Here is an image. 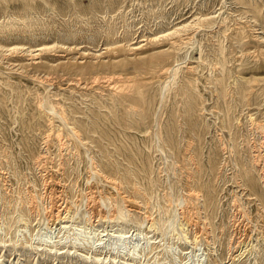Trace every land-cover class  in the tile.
<instances>
[{"label": "rangeland", "instance_id": "374dc122", "mask_svg": "<svg viewBox=\"0 0 264 264\" xmlns=\"http://www.w3.org/2000/svg\"><path fill=\"white\" fill-rule=\"evenodd\" d=\"M0 28V264H264V0H0Z\"/></svg>", "mask_w": 264, "mask_h": 264}, {"label": "bare ground", "instance_id": "6f19581e", "mask_svg": "<svg viewBox=\"0 0 264 264\" xmlns=\"http://www.w3.org/2000/svg\"><path fill=\"white\" fill-rule=\"evenodd\" d=\"M236 3H237V2H236ZM240 3H242V2H240ZM261 12H262V11H261ZM235 17H236V16H235ZM232 18H233V17H232ZM233 19H234V18H233ZM233 19H232V20H233ZM237 20H238V19H237ZM10 22H11V21H10ZM234 22H235V21H234ZM217 24H218V23H217ZM234 24H235V23H234ZM231 25H232V24H231ZM4 26H5V25H4ZM6 26H7V25H6ZM6 26H5V27H6ZM234 26H235V25H234ZM234 26H232V27H234ZM237 26H238V25H237ZM255 26H256V25H255ZM23 27H24V26H23ZM25 27H26V26H25ZM29 27H30V26H29ZM187 27H188V26H187ZM197 27H198V26H197ZM13 28H14V27H13ZM30 28H31V27H30ZM192 28H193V27H192ZM214 28H215V27H214ZM246 28H247V27H246ZM189 29H190V28H189ZM194 29H195V28H194ZM194 29H193V30H194ZM216 29H217V28H216ZM0 30H1V28H0ZM15 30H16V29H15ZM20 30H22V29H20ZM30 30H31V29H30ZM7 31H8V30H7ZM27 31H28V30H27ZM110 31H111V30H110ZM179 31H181V30H179ZM237 31H238V30H237ZM254 31H255V30H254ZM106 32L108 33L107 30H106ZM170 32H171V31H170ZM192 32H193V31H192ZM213 32H214V31H213ZM218 32H219V31H218ZM7 33H8V32H7ZM22 33H23V32H22ZM103 33H104V32H103ZM107 33H106V34H107ZM242 33H243V32H242ZM184 34H185V33H184ZM194 34H195V33H194ZM194 34H193V36H194ZM263 35H264V34H263ZM190 36H191V35H190ZM193 36H192V37H193ZM184 37H186V36H184ZM208 37H209V36H208ZM212 37H213V36H212ZM170 38H171V37H170ZM178 38H179V36H178ZM190 38H191V37H190ZM256 38H257V36H256ZM145 39H146V37H145ZM153 39H154V38H153ZM183 39H184V38H183ZM183 39H182V40H183ZM187 39H189V38H187ZM179 41H180V40H179ZM186 41H187V40H186ZM129 42H130V41H129ZM149 42H150V41H149ZM172 42L174 43V41H172ZM177 42H178V41H177ZM177 42H176V43H177ZM187 42H188V41H187ZM191 42H192V41H191ZM210 42H211V41H210ZM251 42H252V41H251ZM168 43H170V42H168ZM183 43H184V41H183ZM185 43H186V42H185ZM188 43H189V42H188ZM256 43H257V42H256ZM170 44H171V43H170ZM259 44H260V43H259ZM137 45H138V43H137ZM177 45H178V44H177ZM180 45H181V44H180ZM187 45H188V44H187ZM206 45H207V44H206ZM214 45H215V44H214ZM214 45H213V47H214ZM245 45H246V44H245ZM61 46H62V45H61ZM108 46H110V45H108ZM112 46H113V45H112ZM126 46H127V45H126ZM215 47H216V46H215ZM41 48H42V47H41ZM115 48H116V47H115ZM132 48H133V47H132ZM147 48H148V47H147ZM248 48H249V46H248ZM243 49H246V48L244 47ZM43 50H44V49H43ZM128 50H129V48H128ZM257 50H258V49H257ZM13 51H14V50H13ZM106 51H107V49H106ZM236 51H237V50H236ZM253 51H254V50H253ZM10 52H11V51H10ZM223 52H224V51H223ZM13 53H14V52H13ZM158 53H159V52H158ZM230 53H232V52H230ZM230 53H229V54H230ZM237 53H238V52H237ZM41 54H42V53H41ZM91 54H92V53H91ZM208 54H209V53H208ZM43 55H44V54H43ZM93 55H94V54H93ZM112 55H113V54H112ZM129 55H130V54H129ZM205 55H206V54H205ZM225 55H226V54H225ZM62 56H63V55H62ZM107 56H108V55H107ZM127 56H128V55H127ZM132 56H133V55H132ZM159 56H160V55H159ZM161 56H162V55H161ZM88 57H89V56H88ZM109 57H111V56H109ZM155 57H156V56H155ZM163 57H164V55H163ZM209 57H210V56H209ZM42 58H43V57H42ZM42 58H41V59H42ZM156 58H157V57H156ZM158 58H159V57H158ZM164 58H165V57H164ZM164 58H162V59H164ZM206 58H207V57H206ZM111 59H112V58H111ZM162 59H161V60H162ZM204 59H205V58H204ZM99 60H100V59H99ZM159 60H160V59H159ZM43 61H44V60H43ZM156 61H157V60H156ZM150 62H151V61H150ZM198 62H199V61H198ZM91 63H92V62H91ZM132 63H133V62H132ZM141 63H142V62H141ZM141 63H140V64H141ZM175 63H176V62H175ZM190 63H191V62H190ZM190 63H189V64H190ZM223 63H224V62H223ZM94 64H96V63H94ZM125 64H126V63H125ZM127 64H128V63H127ZM143 64H144V63H143ZM163 64H164V63H163ZM192 64H193V63H192ZM112 65H113V64H112ZM115 65H116V64H115ZM122 65H123V64H122ZM135 65H136V64H135ZM147 65H148V64H147ZM69 66H70V65H69ZM97 66H99V65H96V68H97ZM110 66H111V65H110ZM119 66H121V65L119 64ZM129 66H130V65H129ZM138 66H139V65H138ZM148 66H149V65H148ZM256 66H257V65H256ZM37 67H42V66H41V64H40L39 66L37 65ZM102 67H103V65H102ZM192 67H193V66H192ZM194 67H195V66H194ZM212 67H213V66H212ZM219 67H220V66H219ZM73 68H74V67H73ZM93 68H94V67H92V69H93ZM109 68H110V67H109ZM133 68L136 69V67H133ZM140 68H141V67H140ZM143 68H144V67H143ZM151 68H152V67H151ZM154 68H155V67H154ZM161 68H162V67H161ZM169 68H170V67H169ZM77 69H78V67H77ZM94 69H95V68H94ZM112 69H113V68H111V70H112ZM115 69H116V68H115ZM157 69H158V68H157ZM157 69H156V70H157ZM70 70H71V69H70ZM95 70H96V69H95ZM100 70H101V69H100ZM139 70H142V68L139 69ZM152 70H153V69H152ZM102 71H103V70H102ZM117 71H118V70H117ZM117 71H116V72H117ZM143 71H144V70H143ZM160 71H161V70H160ZM164 71H165V70H164ZM171 71H172V70H171ZM190 71H191V70H190ZM195 71H196V70H195ZM207 71H208V70H207ZM259 71H260V70H259ZM96 72H98V71L96 70ZM113 72H114V71H113ZM116 72H115V74H116ZM125 72H126V71H125ZM125 72H124V73L122 72L123 75H125ZM140 72H141V71H140ZM172 72H173V71H172ZM191 72H192V71H191ZM214 72H215V71H214ZM84 73H85V72H84ZM94 73H95V72H94ZM130 73H131V72H130ZM211 73H212V72H211ZM104 74H106V73L104 72ZM128 74H129V72H128ZM128 74H126V76H127ZM131 74H132V73H131ZM133 74H134V73H133ZM172 74H173V73H172ZM129 75H130V74H129ZM217 75H218V74H217ZM85 76H86V75H85ZM130 76H131V75H130ZM182 76H183V75H182ZM106 77H107V76H106ZM198 77H199V76H198ZM207 77H208V76H207ZM96 78H98V77H96ZM96 80H97V79H96ZM96 80H95V81H96ZM104 81H105V79H104ZM96 82H97V81H96ZM94 83H95V82H94ZM105 83H106V82H105ZM82 85H83V84H82ZM162 95H163V92H162ZM37 106H38V105H37ZM254 128H255V127H254ZM263 128H264V126H263ZM256 130H257V128H256ZM76 133H77V132H76ZM261 133H262V132H261ZM57 135H58V134H57ZM55 136H56V135H55ZM47 137H48V136H47ZM57 137H58V136H57ZM60 137H62V136H60ZM262 137H263V136H262ZM263 138H264V137H263ZM48 139H50V138H48ZM60 140H61V139H60ZM60 140L58 139V141H60ZM263 140H264V139H263ZM46 141H47V138H46ZM61 141H62V140H61ZM52 142H53V141H52ZM63 143H64V142H63ZM191 143H192V142H191ZM61 144H62V143H61ZM253 146H254V145H253ZM64 147H65V146H64ZM60 150H61V149H60ZM185 152H186V151H185ZM252 153H253V152H252ZM253 154H254V153H253ZM263 154H264V153H263ZM43 155H44V154H43ZM261 155H262V154H261ZM254 156H255V155H254ZM41 157H42V156H41ZM41 157H40V158H41ZM43 157H44V156H43ZM253 158H254V157H253ZM261 158H263V157H261ZM254 159H255V158H254ZM189 160H190V158H189ZM260 160H261V159H260ZM251 162H252V161H251ZM35 163H36V162H35ZM256 167H257V166H256ZM256 167H255V168H256ZM259 167H260V166H259ZM257 168H258V167H257ZM259 171H260V170H259ZM196 172H197V171H196ZM259 176H260V175H259ZM106 179H107V178H106ZM189 181H190V180H189ZM113 182H114V181H113ZM188 183H189V182H188ZM43 184H44V183H43ZM116 184H117V183H116ZM188 193H189V192H188ZM190 194H191V193H190ZM190 194H189V195H190ZM32 195H33V194H32ZM193 195H194V193H193ZM197 195H198V193H197ZM247 195H248V194H247ZM43 197H44V196H43ZM47 197H48V196H47ZM45 199H46V198H45ZM50 200H51V198H50ZM50 200H49V201H50ZM35 201H36V200H35ZM45 201H46V200H45ZM256 201H257V200H256ZM233 202H234V201H233ZM88 203H89V202H88ZM90 203H91V202H90ZM94 203H95V202H94ZM95 204H96V203H95ZM95 204H94V205H95ZM235 204H236V203H235ZM31 205H32V204H31ZM42 205H43V204H42ZM55 205H56V204H55ZM87 205H88V204H87ZM90 205H91V204H90ZM138 205H139V204H138ZM192 205H193V204H192ZM34 206H35V205H34ZM50 206H51V204H50ZM56 206H57V205H56ZM186 206H187V205H186ZM257 206H258V205H257ZM27 207H28V206H27ZM27 207H26V208H27ZM89 207H90V206H89ZM96 207H97V206H96ZM125 207H126V206H125ZM188 207H189V206H188ZM237 207H238V206H237ZM36 208H37V207H36ZM48 208L50 209V207H48ZM48 208H47V209H48ZM92 208H93V207H92ZM186 208H187V207H186ZM258 208H259V207H258ZM32 209H34V208H32ZM45 209H46V208H45ZM52 209H53V208H52ZM61 209H62V208H61ZM65 209H66V207H65ZM98 209H99V208H98ZM126 209H127V208H126ZM29 210H30V209H29ZM70 210H71V209H70ZM260 210H261V209H260ZM34 211H35V210H34ZM36 211H37V209H36ZM46 211H47V210H46ZM49 211H50V210H49ZM61 211H62V210H61ZM67 211H68V210H67ZM67 211H66V213H67ZM89 211H90V210H89ZM93 211H94V208H93ZM93 211H92V212H93ZM193 211H194V210H193ZM182 212H183V211H182ZM244 212H245V211H244ZM33 213H34V212H33ZM46 213H47V212H46ZM88 213H89V212H88ZM97 213H98V210H97ZM184 213H185V211H184ZM186 213H187V212H186ZM186 213H185V214H186ZM192 213H193V212H192ZM30 214H31V213H30ZM101 214H102V212H101ZM104 214H105V213H104ZM193 214H194V213H193ZM256 214H258V213H256ZM34 215H35V214H34ZM36 215H37V213H36ZM98 215H99V214H98ZM163 215H164V214H163ZM45 216H46V215H45ZM47 216L49 217L48 220H49L51 223H54L55 221H57V220L59 219V217H61V215L59 216L58 211H56V210H51V211L49 212V215H47ZM92 216H93V215H92ZM94 216H95V215H94ZM129 216H130V215H129ZM63 217H64V216H63ZM69 217H70V216H69ZM69 217H68V218H69ZM98 217H99V216H98ZM119 217H120V216H118V218H119ZM147 217H148V216H147ZM181 217H182V216H181ZM186 217H187V216H186ZM61 219H62V218H61ZM90 219H91V217H90ZM92 219H93V218H92ZM97 219H98V218H97ZM109 219H110V218H109ZM148 220H149V219H147V221H148ZM187 220H188V218H187ZM110 221H111V220H110ZM230 221H231V220H230ZM232 221H233V220H232ZM96 222H97V221H96ZM111 222H112V221H111ZM150 222H151V220L149 221V224H150ZM204 222H205V221H204ZM235 222H236V221H235ZM56 223H57V222H56ZM105 223H106V222H105ZM147 223H148V222H147ZM180 223H181V222H180ZM186 223H187V222H186ZM186 223H185V224H186ZM189 223H190V222H189ZM61 224H62V223H61ZM100 224H101V223H100ZM191 224H192V223H191ZM191 224H190V225H191ZM197 224H198V223H197ZM52 225H53V224H52ZM186 225H187V224H186ZM200 225H201V224H200ZM50 226H51V225H50ZM149 226H151V225H149ZM53 227H54V226H53ZM147 227H148V226H147ZM199 227H200V226H199ZM206 228H207V227H206ZM208 228H209V227H208ZM189 229H190V228H189ZM189 229H188V230H189ZM198 229H199V228H198ZM188 230H187V231H188ZM190 230H191V229H190ZM194 230H195V229H194ZM200 230H201V229H200ZM208 230H209V229H208ZM197 231H198V230H197ZM206 231H207V230H206ZM206 231H205V232H206ZM117 232H118V231H117ZM120 232H121V231H120ZM193 232H194V231H193ZM200 232H201V231H200ZM194 233H195V232H194ZM194 233H193V234H194ZM198 233H199V232H198ZM198 233H197V234H198ZM207 233H208V232H207ZM203 235H204V233H203ZM203 235H202V236H203ZM194 236H196V235L194 234ZM198 236H199V235H198ZM198 236H197V237H193V239H194V238H198ZM207 236H208V235H207ZM237 239H238V238H237ZM204 240H205V239H204ZM195 241H196V239H195ZM198 241H199V240H198ZM198 241H197V242H198ZM205 241H206V240H205ZM237 242H239V241H237ZM240 242H241V241H240ZM192 243H194V242H192ZM208 243H209V242H208ZM194 245H196V244H194ZM241 246H242V245H241ZM228 248H229V247H228ZM234 249H235V248H234ZM237 249H238V248H237ZM239 250H240V249H239ZM236 251H237V250H236ZM228 252H229V251H228ZM237 254H238V253H237ZM233 258H234V257H233Z\"/></svg>", "mask_w": 264, "mask_h": 264}]
</instances>
